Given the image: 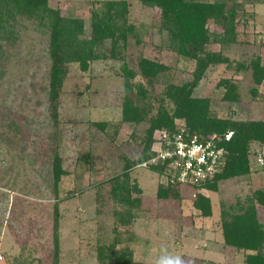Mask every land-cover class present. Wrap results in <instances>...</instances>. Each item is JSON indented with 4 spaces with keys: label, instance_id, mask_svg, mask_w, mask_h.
I'll use <instances>...</instances> for the list:
<instances>
[{
    "label": "rangeland",
    "instance_id": "1",
    "mask_svg": "<svg viewBox=\"0 0 264 264\" xmlns=\"http://www.w3.org/2000/svg\"><path fill=\"white\" fill-rule=\"evenodd\" d=\"M106 1L48 0L62 14L82 18L87 32L91 10L104 9ZM235 1L239 40L211 47H222L236 61L259 55L264 64V0ZM126 2L128 21L136 28L123 49L129 67L138 71V57L143 55L169 64L174 82L190 79L194 62L168 47L166 33L159 30L160 9L140 0ZM15 27L14 38L0 41V264H51L56 200L59 264H100L98 249L111 244L129 246L133 259L143 264H158L165 256H179L184 264H247V255L259 249L264 254V241L256 249L226 245L220 223L222 202H245L255 189L264 191V170L254 165L256 155L250 156L256 169L249 174L223 180L215 191L182 186L177 198L157 196L159 186L166 184L158 171L147 163L133 166L128 173L130 183L139 188L131 190L137 205L118 203L108 179L124 170L127 158L140 156L148 127L147 122H121L122 60L95 59L87 70L69 64L55 122L48 101V34L31 19L18 18ZM208 27L223 30L213 23ZM235 67V63L209 66L193 94L210 97L215 115L264 119V81L256 85L249 69L238 72ZM226 77L237 83L236 102L221 99L224 87L218 81ZM253 86L256 95L250 91ZM160 90V86L152 90L156 98L152 113ZM99 121L109 125L102 130L94 124ZM250 146L262 154L258 142ZM55 153L64 172L56 189ZM201 192L210 198L209 216L195 207ZM255 207L264 224V206L255 201Z\"/></svg>",
    "mask_w": 264,
    "mask_h": 264
},
{
    "label": "trees",
    "instance_id": "2",
    "mask_svg": "<svg viewBox=\"0 0 264 264\" xmlns=\"http://www.w3.org/2000/svg\"><path fill=\"white\" fill-rule=\"evenodd\" d=\"M149 7L160 9L159 30L167 35L168 47L179 56L194 62L192 77L182 83L174 82L169 72L171 66L162 61L140 55L138 71L129 67L124 60L123 49L128 39L135 36V26L128 21L129 5L126 0H107L104 9L91 10L90 30L84 28L83 19L72 15L62 14L58 8L49 6L48 0H0V41L10 40L16 35L18 18L35 20L37 27L48 34V101L50 115L56 122L59 96L68 72V65L77 63L82 70H87L90 61L99 58H120L121 74L123 77V96L121 102V122H147L145 135L141 138L143 150L135 159L127 158L124 170L111 176V196L118 203L132 207L137 205V198H132L131 190L139 191L136 183L131 184L128 169L147 163L158 171L164 172V166L151 164L148 161L155 155L152 149L156 131L164 130L170 136L180 133L184 128L183 137L189 139L196 135L198 139H209L212 135L220 151L218 170L211 178L194 184L201 190H218L219 182L247 175L252 169L262 165L256 161L258 155L264 160V119L241 120L222 117L213 113L211 98L196 96L194 89L204 77L209 66L236 64V71L250 70L253 83L260 85L264 81V64L259 55L248 61H236L222 50L227 44L238 41L236 16L239 5L235 0H140ZM208 23L222 25L223 30H210ZM140 39L137 38V42ZM213 44H220V49H213ZM141 80H136V77ZM219 86L224 87L222 101L236 102L239 99L237 83L231 77L221 78ZM160 86L155 112L152 90ZM250 91L256 95L257 88ZM100 129L109 125L106 121L94 122ZM231 135L226 139V134ZM258 142L262 154L251 151V143ZM255 162L251 163V155ZM83 155V154H82ZM87 154H84L86 157ZM82 157V156H81ZM61 157L55 153L52 160L53 183L56 189L60 176L64 173L61 168ZM179 183H164L158 188L159 198H177ZM255 201L264 206V191L255 189L247 196L245 202L236 200L234 203H221L220 223L223 241L226 245L236 248L256 249L264 241V224L257 217ZM203 216L211 215L210 198L199 193L195 201ZM54 222L53 234L55 250L51 264H59L58 241V203L53 204ZM263 245V244H262ZM263 247V246H262ZM106 249V250H105ZM106 252H105V251ZM263 250L246 256L247 264H264ZM1 254V253H0ZM100 264H143L133 259L129 246L116 248L108 245L98 249ZM2 256V254H1ZM3 259V256L0 260ZM198 262V261H197ZM195 264V263H194Z\"/></svg>",
    "mask_w": 264,
    "mask_h": 264
},
{
    "label": "built area",
    "instance_id": "3",
    "mask_svg": "<svg viewBox=\"0 0 264 264\" xmlns=\"http://www.w3.org/2000/svg\"><path fill=\"white\" fill-rule=\"evenodd\" d=\"M184 131L181 127L180 133L173 137L167 131H156L152 147L156 153L148 162L164 166L161 176L165 178L166 183L194 186L195 183L211 178L218 170L222 164L221 154L213 141L216 135L209 139H198L196 135L184 139ZM230 135L231 132L227 133L226 139ZM256 161L259 165L264 162L261 155L257 156Z\"/></svg>",
    "mask_w": 264,
    "mask_h": 264
},
{
    "label": "clouds",
    "instance_id": "4",
    "mask_svg": "<svg viewBox=\"0 0 264 264\" xmlns=\"http://www.w3.org/2000/svg\"><path fill=\"white\" fill-rule=\"evenodd\" d=\"M158 264H184V261L179 256H165L161 258V261H159Z\"/></svg>",
    "mask_w": 264,
    "mask_h": 264
}]
</instances>
